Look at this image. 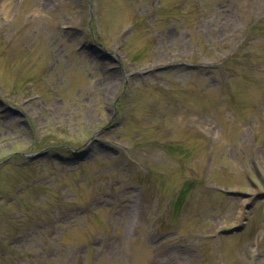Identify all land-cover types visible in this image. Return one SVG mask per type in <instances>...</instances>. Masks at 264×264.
I'll return each mask as SVG.
<instances>
[{
	"label": "rangeland",
	"instance_id": "1",
	"mask_svg": "<svg viewBox=\"0 0 264 264\" xmlns=\"http://www.w3.org/2000/svg\"><path fill=\"white\" fill-rule=\"evenodd\" d=\"M96 1L0 24V264H264V0Z\"/></svg>",
	"mask_w": 264,
	"mask_h": 264
},
{
	"label": "bare ground",
	"instance_id": "2",
	"mask_svg": "<svg viewBox=\"0 0 264 264\" xmlns=\"http://www.w3.org/2000/svg\"><path fill=\"white\" fill-rule=\"evenodd\" d=\"M15 3V0H0V10H4L5 16H8L11 12V9ZM37 9V8H35ZM4 23V17L0 15V24ZM132 203V202H131ZM136 205L135 203H133ZM127 207H130L129 205H122L121 210L125 211Z\"/></svg>",
	"mask_w": 264,
	"mask_h": 264
}]
</instances>
